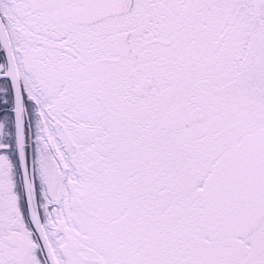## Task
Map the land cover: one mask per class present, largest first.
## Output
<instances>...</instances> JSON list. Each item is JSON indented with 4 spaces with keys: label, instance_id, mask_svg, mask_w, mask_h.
<instances>
[{
    "label": "snow or ice",
    "instance_id": "1",
    "mask_svg": "<svg viewBox=\"0 0 264 264\" xmlns=\"http://www.w3.org/2000/svg\"><path fill=\"white\" fill-rule=\"evenodd\" d=\"M0 264H264V0H0Z\"/></svg>",
    "mask_w": 264,
    "mask_h": 264
}]
</instances>
